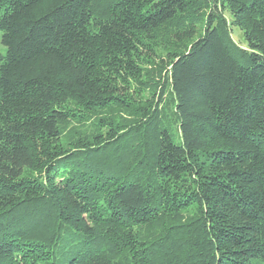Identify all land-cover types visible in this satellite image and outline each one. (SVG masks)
<instances>
[{"label": "trees", "instance_id": "trees-1", "mask_svg": "<svg viewBox=\"0 0 264 264\" xmlns=\"http://www.w3.org/2000/svg\"><path fill=\"white\" fill-rule=\"evenodd\" d=\"M0 32V264H264V0H0Z\"/></svg>", "mask_w": 264, "mask_h": 264}, {"label": "rangeland", "instance_id": "rangeland-1", "mask_svg": "<svg viewBox=\"0 0 264 264\" xmlns=\"http://www.w3.org/2000/svg\"><path fill=\"white\" fill-rule=\"evenodd\" d=\"M235 31L236 32H234V37L236 38V40H238V41L242 40V36L239 33V32H241L240 29L238 27H235ZM0 51L5 52V49H4L3 45L1 44V32H0Z\"/></svg>", "mask_w": 264, "mask_h": 264}]
</instances>
